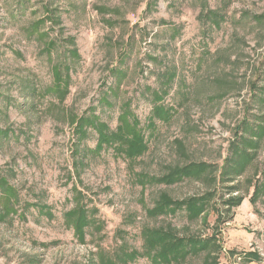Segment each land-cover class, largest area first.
<instances>
[{"label":"rangeland","instance_id":"374dc122","mask_svg":"<svg viewBox=\"0 0 264 264\" xmlns=\"http://www.w3.org/2000/svg\"><path fill=\"white\" fill-rule=\"evenodd\" d=\"M0 133V264H264V0H0Z\"/></svg>","mask_w":264,"mask_h":264},{"label":"trees","instance_id":"16d2710c","mask_svg":"<svg viewBox=\"0 0 264 264\" xmlns=\"http://www.w3.org/2000/svg\"><path fill=\"white\" fill-rule=\"evenodd\" d=\"M91 118V117H90ZM89 117H83V119L80 121V126L90 125V119ZM1 134V133H0ZM107 137H104V135H99L98 140L100 142H105ZM234 146V144L232 145ZM231 146V147H232ZM247 156V155H246ZM246 162L239 163L238 168H236V175H239L242 168L245 166ZM197 173V166L196 164L193 166L191 164L185 165L183 167H174L173 169L168 170V173L165 174L162 178L159 179V181L162 184L171 185L180 183L181 181L187 179V178H193V176ZM257 184L254 186L253 194L250 197V202L254 204L255 201H257L258 197L260 195H264V171L262 172V181L256 182ZM0 187H1V193L3 192H9L13 193V190L8 185L7 181L4 178H0ZM3 195V194H2ZM243 198L240 196L238 198H229V202H227L226 209H230L233 207H237L240 205ZM163 203L160 205V207L164 206L163 212L165 214L174 213L175 211H183L187 217V220L189 222H195L201 215H203L205 211V200L204 198H193V199H184V200H173L168 194L162 195ZM159 206V205H158ZM223 214L219 213V216L217 217V221H222ZM169 230V231H168ZM166 236L171 237V240L168 241L167 247L168 250L173 251L171 255V259H173L175 256H188L190 254H193L199 256V258H202V264L207 263V261H210L211 258H213L212 255L207 253L208 247L210 244H213V247L211 249H219V246L214 243V239H212L213 236L210 238H200V237H179L178 234H175L170 228H167ZM215 244V245H214ZM210 254H213V252ZM244 256L250 257L251 261H258L261 259L257 253H245ZM179 257L173 261H178ZM218 264V263H217Z\"/></svg>","mask_w":264,"mask_h":264},{"label":"crops","instance_id":"0c3cea01","mask_svg":"<svg viewBox=\"0 0 264 264\" xmlns=\"http://www.w3.org/2000/svg\"><path fill=\"white\" fill-rule=\"evenodd\" d=\"M240 206V205H239ZM244 252H246V251H243V253H242V256H244L245 255V253ZM248 253H257V252H255V251H249ZM258 255H259V257H261V254H259V253H257ZM238 255V257L239 256H241V254H237ZM234 258H237V257H234ZM247 260L248 261V263H250V264H255V262L254 261H251V258L250 257H247L246 256V258L245 257H242L241 259H240V257L239 258H237V259H235V264H237V262H240L241 260ZM254 262V263H253ZM257 262H259V263H256V264H261L262 262H263V257H261V259L260 260H258Z\"/></svg>","mask_w":264,"mask_h":264}]
</instances>
